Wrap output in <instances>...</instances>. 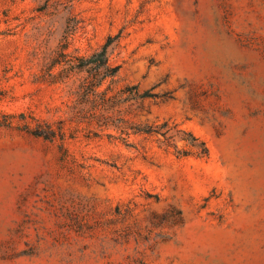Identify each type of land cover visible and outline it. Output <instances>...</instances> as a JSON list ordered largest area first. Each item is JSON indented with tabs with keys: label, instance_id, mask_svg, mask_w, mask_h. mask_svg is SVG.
Here are the masks:
<instances>
[{
	"label": "rangeland",
	"instance_id": "obj_1",
	"mask_svg": "<svg viewBox=\"0 0 264 264\" xmlns=\"http://www.w3.org/2000/svg\"><path fill=\"white\" fill-rule=\"evenodd\" d=\"M110 41V95H160L121 116L186 155L73 122ZM0 264H264V0H0Z\"/></svg>",
	"mask_w": 264,
	"mask_h": 264
},
{
	"label": "trees",
	"instance_id": "obj_2",
	"mask_svg": "<svg viewBox=\"0 0 264 264\" xmlns=\"http://www.w3.org/2000/svg\"><path fill=\"white\" fill-rule=\"evenodd\" d=\"M111 42L106 43L99 51L89 57L76 56L70 66L62 72L63 79L76 77L79 86L76 91V104L74 107L73 122L78 126L81 124L91 128L94 123L100 127H114L120 132V139L127 142L133 135H155L165 136L164 143L176 148L178 156L186 155V151L179 149L174 141V136L166 131L167 123L160 125L139 124L122 117V107L126 112H133L143 108V102L148 98L159 97L149 91L140 90L139 85H131L123 88L119 93L110 95L112 85L119 74L120 67L113 66L110 62ZM110 81L106 88L104 86ZM46 127V128H45ZM62 128V127H61ZM30 132L38 137L53 138L55 130L50 126H38L30 129ZM183 139L192 147L200 150L199 155H208V147L204 141L195 137L191 132L181 131Z\"/></svg>",
	"mask_w": 264,
	"mask_h": 264
}]
</instances>
